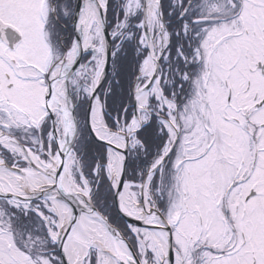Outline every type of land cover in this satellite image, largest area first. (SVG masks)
I'll return each mask as SVG.
<instances>
[{
  "label": "snow or ice",
  "instance_id": "snow-or-ice-1",
  "mask_svg": "<svg viewBox=\"0 0 264 264\" xmlns=\"http://www.w3.org/2000/svg\"><path fill=\"white\" fill-rule=\"evenodd\" d=\"M0 264H264V0H0Z\"/></svg>",
  "mask_w": 264,
  "mask_h": 264
}]
</instances>
